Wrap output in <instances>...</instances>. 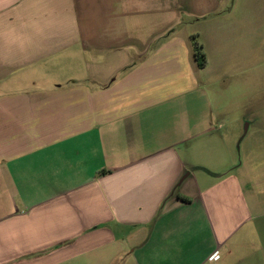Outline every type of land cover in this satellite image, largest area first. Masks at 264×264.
Instances as JSON below:
<instances>
[{"label":"crops","instance_id":"obj_1","mask_svg":"<svg viewBox=\"0 0 264 264\" xmlns=\"http://www.w3.org/2000/svg\"><path fill=\"white\" fill-rule=\"evenodd\" d=\"M238 1L0 0V264H264V144L194 55L243 75Z\"/></svg>","mask_w":264,"mask_h":264},{"label":"rangeland","instance_id":"obj_2","mask_svg":"<svg viewBox=\"0 0 264 264\" xmlns=\"http://www.w3.org/2000/svg\"><path fill=\"white\" fill-rule=\"evenodd\" d=\"M238 2L240 4L235 7L236 13H241L243 8L249 15L263 14L262 19L259 17L258 20L256 18L249 20L250 29L244 36L247 44L243 48L238 47V51L234 54L237 57L235 61L239 64L246 63L243 75L233 79H226L224 76L217 79L220 70H217L215 65L214 68L207 63L205 70L207 78L216 80L211 85L213 108L222 109L229 122L221 132L225 140L221 141L223 148L220 149L224 154L228 152L232 154L234 165L241 164V156L246 155L247 146L253 144L255 151H258L257 146L264 144V0ZM243 2L247 3L243 4ZM226 4L224 3L223 6L226 7ZM256 44L259 48L258 52L253 51Z\"/></svg>","mask_w":264,"mask_h":264},{"label":"trees","instance_id":"obj_3","mask_svg":"<svg viewBox=\"0 0 264 264\" xmlns=\"http://www.w3.org/2000/svg\"><path fill=\"white\" fill-rule=\"evenodd\" d=\"M194 41V55L200 69H204L208 63L206 53L204 52L203 45L197 40V37H193Z\"/></svg>","mask_w":264,"mask_h":264}]
</instances>
